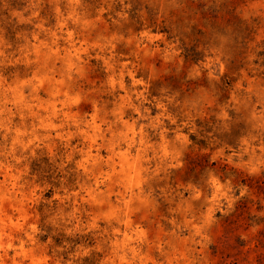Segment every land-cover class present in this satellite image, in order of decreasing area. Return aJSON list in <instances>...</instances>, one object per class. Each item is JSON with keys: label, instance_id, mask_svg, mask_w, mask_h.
<instances>
[{"label": "clouds", "instance_id": "9594fccd", "mask_svg": "<svg viewBox=\"0 0 264 264\" xmlns=\"http://www.w3.org/2000/svg\"><path fill=\"white\" fill-rule=\"evenodd\" d=\"M0 264H264V0H0Z\"/></svg>", "mask_w": 264, "mask_h": 264}]
</instances>
